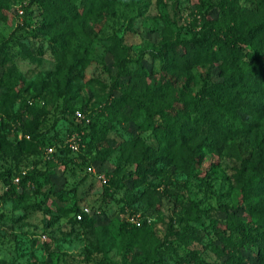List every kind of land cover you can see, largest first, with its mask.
Segmentation results:
<instances>
[{"label": "rangeland", "instance_id": "374dc122", "mask_svg": "<svg viewBox=\"0 0 264 264\" xmlns=\"http://www.w3.org/2000/svg\"><path fill=\"white\" fill-rule=\"evenodd\" d=\"M52 1L0 0V44H4L0 121L8 122L6 114H17L26 101L46 110L39 128V153L20 163L24 172L35 161L41 174L18 201L0 203V264H177L181 259V264H221L222 258L211 249L220 245L215 231L231 238L236 254L243 258L241 264H264L253 259L230 215L252 225L242 204L233 206L241 187L245 196L250 194L246 203L264 211V181L249 179L248 168L240 163V158L253 153V140L264 138V125L233 135L219 154L204 152L188 173L163 167L162 173L147 178V187L134 189L139 194L127 206L124 189L109 183L126 182L120 180L121 174L132 170V165L126 162L121 144L137 133L124 113L111 116L103 109L108 93L118 96L128 74L124 66L116 74L114 56L120 51L112 44L113 36L126 47L128 62L137 59L147 70V81H158L160 76L150 71V60L161 31L187 37L203 19L218 18V0H113L112 11L96 19L79 9V18L71 24L86 21L89 34L87 39L73 34L67 46L53 40L63 38L65 23L51 22L50 28L36 29L43 22V6ZM237 3L244 17L250 10L264 12L257 0ZM17 8L22 12L24 8V15L17 16ZM79 54L88 59L86 65L76 62ZM72 64L78 76L63 95V75L73 73L67 70ZM115 82L118 90L111 87ZM65 104L82 108L88 124L106 126L104 138L98 133L90 136L87 123L81 124L84 131L76 132L74 123L79 120L65 111ZM75 133L80 137L77 152L68 150L60 160L44 158L46 144L54 151L67 147V139ZM6 134L14 138L12 129L7 128ZM140 137L155 144L147 132ZM104 150L110 153L105 155ZM11 167V161L0 164V168ZM6 185L0 180V195ZM83 206L94 213L93 225L68 220ZM63 210L70 212L65 215ZM131 212L140 215L152 231L148 241L128 237L119 228Z\"/></svg>", "mask_w": 264, "mask_h": 264}, {"label": "trees", "instance_id": "16d2710c", "mask_svg": "<svg viewBox=\"0 0 264 264\" xmlns=\"http://www.w3.org/2000/svg\"><path fill=\"white\" fill-rule=\"evenodd\" d=\"M257 2L259 9L264 11V0ZM113 4V0H55L43 6V22L36 24V29L42 26L50 28L51 22L65 23L67 29L63 38L54 37L53 40L67 46L73 34L86 39L89 34L84 28L86 21H79L75 26L71 24L79 18V9H83L84 16L91 15L96 19L102 17L104 11L111 12ZM217 7L218 18L203 19L199 28L189 31L187 37L180 36L178 32L161 31L150 60L151 73L160 76V80L155 82L147 81V70L137 59L128 62L126 47L113 36L112 44L120 51L114 56L116 74L120 73L122 66L128 67V74L118 96L108 93L103 109L111 116L124 113L137 131L121 144L126 162L132 165V170L121 174L120 180L126 179V182L109 181L112 186L124 189L126 206L139 194L134 189L147 187V178L162 173L163 167H174L188 173L200 162L204 152L219 154L233 135L249 133L252 127L264 125V12L260 14L250 10L244 17L242 13L245 11L238 9L237 0H218ZM24 23L23 26L28 25ZM3 46L0 44V52H3ZM70 59H74V55ZM76 62L84 66L88 59L79 54ZM67 70L73 73L63 75L64 90L60 92L63 95L67 94L66 89L78 76L74 64ZM111 87L118 90L116 82ZM64 109L73 117V108L65 104ZM45 114V109L26 101L17 114H6L8 122L0 121V164L12 162L11 168H0V180L7 184L0 195V203L3 200L18 201L24 191L37 182L41 171L36 168V162L25 168L23 173L24 165L20 163L23 158L39 153L42 145L39 128ZM81 124L85 125L83 121L74 123L76 132L85 130ZM7 128L12 129L13 139L8 138ZM88 128L90 136L98 133L101 139L108 130L106 126L96 127L94 123L88 124ZM144 132L152 137L155 144H148L140 137ZM253 142V153L240 158V163L248 168L249 179L257 177L264 181V138H255ZM68 150L71 151L67 147L57 148L53 150L52 158L60 160ZM103 152L108 155L110 150ZM15 176H18L17 184L12 183ZM238 193L240 198L235 199L233 206L242 204L244 211L252 217V225L242 222L233 213L230 215L236 221L234 228L253 252V259L262 262L264 211L246 203L250 194L245 196L244 187ZM57 197L61 198L59 194ZM79 210L75 209L68 220L93 225L94 213L82 214L80 220L75 219L74 215ZM69 212L63 210L65 215ZM119 228L128 237L139 241H148V235L152 234L143 222L138 227L124 222ZM215 235L220 245L211 249L222 258L221 264H241L243 258L236 254L231 238L219 231H215ZM150 246L152 250L153 245ZM182 262V259L176 261L177 264Z\"/></svg>", "mask_w": 264, "mask_h": 264}, {"label": "built area", "instance_id": "2783aa9c", "mask_svg": "<svg viewBox=\"0 0 264 264\" xmlns=\"http://www.w3.org/2000/svg\"><path fill=\"white\" fill-rule=\"evenodd\" d=\"M21 14H22V10L20 8H17L16 9V15L20 16ZM81 113L82 112L79 110H74L73 111V117L79 121H83L84 123H87V119ZM20 136H21L20 134L17 135L18 138H20ZM79 142H80V137L78 134L75 133V134H72L69 136V138L66 141V146L71 151L75 152L79 149ZM42 151H43L44 158L52 159V153H53V147L52 146H44ZM17 182H18V176H15L12 179V183L17 184ZM87 213L91 214L92 211H90L86 206H83L80 208V210L77 213H75L74 217L76 220H80L82 214H87ZM125 222H127L130 225L138 227L142 224L143 219L140 215L132 212V213L126 215Z\"/></svg>", "mask_w": 264, "mask_h": 264}]
</instances>
